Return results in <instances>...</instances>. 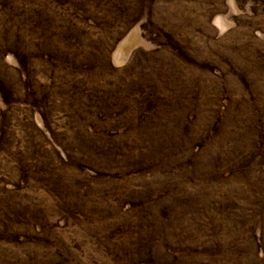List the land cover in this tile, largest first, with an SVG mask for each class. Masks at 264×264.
Segmentation results:
<instances>
[{
	"label": "rangeland",
	"instance_id": "374dc122",
	"mask_svg": "<svg viewBox=\"0 0 264 264\" xmlns=\"http://www.w3.org/2000/svg\"><path fill=\"white\" fill-rule=\"evenodd\" d=\"M0 264H264V0H0Z\"/></svg>",
	"mask_w": 264,
	"mask_h": 264
}]
</instances>
